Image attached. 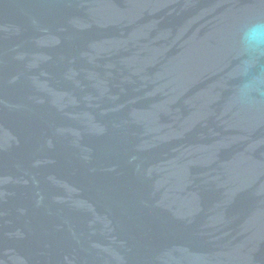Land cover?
Wrapping results in <instances>:
<instances>
[{
  "label": "water",
  "instance_id": "water-1",
  "mask_svg": "<svg viewBox=\"0 0 264 264\" xmlns=\"http://www.w3.org/2000/svg\"><path fill=\"white\" fill-rule=\"evenodd\" d=\"M264 0H0V264H264Z\"/></svg>",
  "mask_w": 264,
  "mask_h": 264
},
{
  "label": "clouds",
  "instance_id": "clouds-1",
  "mask_svg": "<svg viewBox=\"0 0 264 264\" xmlns=\"http://www.w3.org/2000/svg\"><path fill=\"white\" fill-rule=\"evenodd\" d=\"M239 44L244 53L249 57L245 67L258 55H264V18H258L244 25L239 33ZM264 89V74L247 80L239 89L238 99L248 107H255V96Z\"/></svg>",
  "mask_w": 264,
  "mask_h": 264
}]
</instances>
